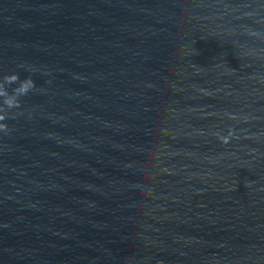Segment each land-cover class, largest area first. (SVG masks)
Here are the masks:
<instances>
[{
    "label": "water",
    "instance_id": "1",
    "mask_svg": "<svg viewBox=\"0 0 264 264\" xmlns=\"http://www.w3.org/2000/svg\"><path fill=\"white\" fill-rule=\"evenodd\" d=\"M28 77L0 264H264V0H0Z\"/></svg>",
    "mask_w": 264,
    "mask_h": 264
},
{
    "label": "clouds",
    "instance_id": "2",
    "mask_svg": "<svg viewBox=\"0 0 264 264\" xmlns=\"http://www.w3.org/2000/svg\"><path fill=\"white\" fill-rule=\"evenodd\" d=\"M4 81L8 84L18 81L19 75L16 73L6 75ZM35 87L34 80L31 77L20 80L19 86L13 89V92L10 94L6 88L0 87V97H3V104L0 105V121L6 119L5 106L8 109L19 107L20 100L18 97L26 95L31 89ZM0 131L7 132L8 126L5 123H0ZM225 142L227 139L225 138Z\"/></svg>",
    "mask_w": 264,
    "mask_h": 264
}]
</instances>
